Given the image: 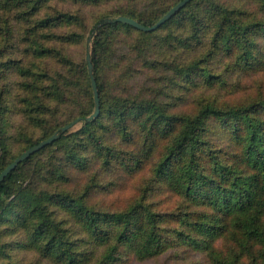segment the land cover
<instances>
[{
    "label": "trees",
    "instance_id": "trees-1",
    "mask_svg": "<svg viewBox=\"0 0 264 264\" xmlns=\"http://www.w3.org/2000/svg\"><path fill=\"white\" fill-rule=\"evenodd\" d=\"M51 1L25 0L21 4L18 0L16 13L32 6L26 13L32 18L29 20L32 24L17 44L23 43L28 56L33 54L34 60L28 68L16 65L17 74L26 82L17 85L23 95L12 91L1 93L0 174L23 153L62 127L77 119L85 125L79 133L73 136L66 133L53 145L31 156L0 186V264H17L13 262L14 244L40 251L42 256L54 258L58 264H124L128 261L122 262L124 251L136 261L172 256L178 261L196 257L193 264H264V88L247 95L244 101L230 99L227 91L230 82L239 80L232 77L233 72L264 70V0H194L151 33L127 24H109L106 20L110 17L101 16L85 43L84 87L80 77L71 72L72 60L68 53L51 46L54 37L48 35L51 28L74 22L76 16L57 11L38 18L45 3ZM60 1L95 4L102 0ZM181 1L174 0L171 6L153 16L134 11L120 16L152 27ZM14 2L0 0V8L8 10ZM131 2L137 4L139 0ZM19 18H24L23 14ZM177 28H182L178 34ZM6 29L7 33L11 30L9 25ZM162 30L167 31L169 43L178 41L186 51L183 50L184 59L167 63V67L174 79L188 82L185 89L199 90L193 96L192 112L178 113L154 100L128 99L109 91L105 67L110 66L109 55L116 33L137 31L144 39L151 40ZM81 39L76 33L56 38L62 46ZM7 40L12 41L9 34ZM89 43H92L91 51ZM89 53L101 104V114L92 122H86L95 110L87 63ZM53 56H59L57 63L62 69L57 79L51 80L41 67ZM83 93L90 100L88 112L54 127L45 137L30 142L20 154L9 158L12 139L1 118L8 103L20 102L27 118L39 124L53 103L67 102L71 95L79 97ZM104 129L129 144H134L140 134L143 151L128 154L123 148L108 143L107 134L102 135L100 131ZM56 147V154L60 151L64 154V163H49L51 190L24 185L26 174H30L29 166ZM91 147H97L99 153L90 156ZM44 164L37 162L34 172H40ZM90 164L103 171L100 176L94 173L88 177L81 193L66 189L72 182L68 169L85 171ZM145 164H151L149 175L142 182L140 196L127 209L111 212L90 205V192L103 184V178L109 179V173L118 171L116 176H120L122 171L136 176ZM162 191L179 198L180 205L175 210L162 207V200L150 201L156 192ZM51 207L66 210L70 217L79 220L87 244L68 236L67 221L57 220ZM21 229L28 234L22 239L12 238ZM179 253L182 255L178 257Z\"/></svg>",
    "mask_w": 264,
    "mask_h": 264
},
{
    "label": "rangeland",
    "instance_id": "rangeland-1",
    "mask_svg": "<svg viewBox=\"0 0 264 264\" xmlns=\"http://www.w3.org/2000/svg\"><path fill=\"white\" fill-rule=\"evenodd\" d=\"M8 10L0 8V100L1 93L6 91L8 93L16 92L19 96L23 95L21 87L17 85L26 83L23 78L17 74V66L20 64L23 68L32 66L33 54L29 57L26 51V46L23 43L17 44L21 35L25 37L24 32L29 28L32 23L29 21L32 18L26 15L27 12L32 10V6L25 8L22 12L17 11L18 4H24L25 0H14ZM132 0H102L99 3H83L76 4L73 1L62 2L60 0H52L49 3H45L41 13L38 14V18H42L46 13H53L57 11L70 12L76 19L74 22L67 23L63 26L51 28L48 35L54 37L50 43L56 49H65L72 60L71 72L80 77V84L84 87L86 85V73L84 72L83 57L85 51V43L90 31L94 24L101 16L110 17V19H116L120 15L126 14L129 11L141 13L144 16H153L158 12L163 11L166 7L171 6L174 0H139L137 4H133ZM134 1V0H133ZM23 14L24 18H19ZM41 14V15H40ZM78 16V17H77ZM19 18L18 20H16ZM29 24V25H28ZM6 25H9L11 30L7 33ZM176 29V34L179 30ZM45 34V31H43ZM81 35L82 39L78 42L68 43L64 46L56 40L61 35L70 36L72 34ZM8 34L12 37V41H8ZM167 31H159L151 40H146L137 31H120L116 33L113 41V47L109 55V65L105 67L107 74L108 88L115 96L118 95L125 98H140L154 100L158 103L172 108L173 111L178 113L192 112L195 109L193 102L194 95L199 94L198 89L189 91L185 89L187 86L186 81H180L174 79L171 70L168 69L167 63L180 62L183 58L182 45L176 42L167 41ZM88 50H92V43L88 44ZM185 51V50H184ZM186 52V51H185ZM120 58V59H119ZM121 58H123L121 60ZM113 59L115 65L121 63V66H112ZM112 61V62H111ZM59 62V56H53L46 62L42 63V72L49 75L51 80L57 79L59 73H61L62 67L57 63ZM159 63V64H154ZM11 64V65H10ZM218 67L217 64H214ZM168 69V70H167ZM215 72H219L216 69ZM214 72V73H215ZM80 73V74H79ZM95 73V71H94ZM232 77L239 79L237 83L230 82L227 91L230 99L235 101H244L247 95L253 93L258 88H264V70L256 71L254 73H242L237 70ZM54 85L53 82L49 83ZM42 92H44L42 90ZM45 93V92H44ZM12 95V94H11ZM90 110V100L87 98L86 93L82 96L76 97L75 94L70 96L67 102L59 104L53 103L50 110L44 116V121L39 124L22 112V105L7 104L1 112V118L6 124V130L12 139V147L10 150L9 158L15 157L20 154L30 142H36L45 137L54 127H60L70 121L74 120L81 113H86ZM85 123L81 121L66 135L73 136L82 131ZM101 134H107V131L100 130ZM83 135L80 136V138ZM140 134L135 139L134 144L127 143L121 139L120 136L109 133L106 135L107 142L117 145L119 148H123L126 153H139L141 147H143L144 141L140 142ZM84 140L87 141L86 138ZM149 146V143H146ZM144 148V147H143ZM57 147L54 151L49 150L46 153L40 155L35 160L33 166H29V175L26 174V182L24 185H32L34 189L51 190L49 182L52 177L49 174V163L63 164L64 154L60 151L56 154ZM91 154H98L99 149L96 147L92 149ZM143 151V150H141ZM153 151H156L154 149ZM145 152H147L145 150ZM57 156V158H53ZM41 161L44 164L40 172L35 173V165ZM151 169V164H145L140 169L139 175L128 176L124 172L120 171V176H116L117 172L109 173V179L103 178V186L97 182V187L90 192V205H94L106 211L120 212L131 206L140 196V189L142 182L148 177ZM139 171V170H138ZM71 172L69 177L72 182L67 186L69 191L82 192L88 181V177H92L94 173H97L99 177L102 170L94 167L90 164L85 171L68 169ZM90 172V173H89ZM104 174V173H103ZM99 181V180H98ZM115 183L111 185V183ZM102 183V182H101ZM163 201L162 207L166 209L175 210L180 205L179 198L169 192L162 191L156 192L150 201L157 203V201ZM164 208V209H165ZM51 211L55 213V218L58 220L65 219L66 229L68 230V236L73 239H82L84 244L86 243L87 236L84 228L80 225L79 220L70 217L66 210H59L56 207H51ZM2 228H0L1 230ZM27 230L21 229L16 234H13L14 239H22L26 236ZM8 240V239H7ZM14 241V240H13ZM14 244L12 248V255L14 256L13 262L17 264H58V262L52 258L48 259L42 256L40 251L23 249L16 247ZM176 256V252H173ZM182 253L178 254V257ZM122 262L127 261L124 264H193L196 261L194 258H185L182 261L173 260L172 256L163 257L159 260H147L136 261L132 254L122 253ZM123 264V263H122ZM197 264V262H196Z\"/></svg>",
    "mask_w": 264,
    "mask_h": 264
},
{
    "label": "water",
    "instance_id": "water-1",
    "mask_svg": "<svg viewBox=\"0 0 264 264\" xmlns=\"http://www.w3.org/2000/svg\"><path fill=\"white\" fill-rule=\"evenodd\" d=\"M194 0H183L180 3H178L176 6H174L170 11L164 15L155 25L152 27H146L139 22H137L134 19H131L129 17H123L120 16L116 19H108L106 20L107 23L111 24H127L129 26L134 27L135 29H138L140 31L151 33L158 29H160L162 26H164L166 23H168L173 17H175L182 9H184L189 3H191ZM87 63H88V70L91 77L93 92H94V101H95V110L94 113L86 118V122H92L93 120L98 119V117L101 114V104H100V95L98 90V84L95 78L94 73V66L91 58V54L89 53L87 55ZM82 120L77 119L76 121L72 122L71 124L62 127L58 132H56L53 136L48 138L47 140L41 142L40 144L32 147L31 149L27 150L25 153H23L19 158H17L12 164H10L1 174H0V186L3 184L5 179L12 174L23 162L27 161L31 156L35 155L36 153L42 151L43 149L53 145L55 142H57L64 134H66L68 131H70L73 127H75L77 124H79Z\"/></svg>",
    "mask_w": 264,
    "mask_h": 264
}]
</instances>
